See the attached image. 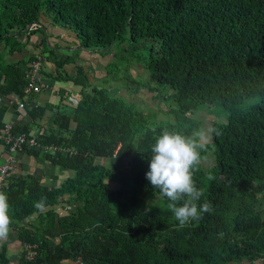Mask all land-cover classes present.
<instances>
[{"label": "trees", "instance_id": "16d2710c", "mask_svg": "<svg viewBox=\"0 0 264 264\" xmlns=\"http://www.w3.org/2000/svg\"><path fill=\"white\" fill-rule=\"evenodd\" d=\"M42 16L74 32L85 51L150 43L144 87L169 88L174 107L167 112L174 121L153 123L155 115L137 111L134 103L89 88L83 68L69 75L63 66L73 58L54 51L48 52L57 73L47 77L79 87L81 98L70 109L60 102L38 105L37 93H25L27 68L5 65L0 57V94L26 103L33 122L54 114L49 129L36 136L40 146L74 152L24 150L71 173L58 186L34 175L9 173L4 180L10 227L21 243L36 245L33 259L25 252L20 264H72L77 258L85 264H264V209L258 210L264 203V0H0V43L9 53L18 50L14 35L40 32L31 28ZM252 98L258 103L245 107ZM204 106L227 114L225 124L213 126L193 175L204 189L198 203L209 201L212 211L181 226L146 179L150 148L163 131L193 137L200 126L189 116ZM13 134L32 137L29 127L18 125ZM115 157L121 168L108 165ZM211 157L206 170L202 161ZM71 202L78 205L62 214ZM3 247L0 264H10Z\"/></svg>", "mask_w": 264, "mask_h": 264}, {"label": "crops", "instance_id": "0c3cea01", "mask_svg": "<svg viewBox=\"0 0 264 264\" xmlns=\"http://www.w3.org/2000/svg\"><path fill=\"white\" fill-rule=\"evenodd\" d=\"M41 24L34 25L31 29L40 30V32L35 33L34 35L30 33H21L14 35V38L17 43L20 44L18 50L9 53L3 43H0V57L5 65L18 63L24 69L27 68L25 72L26 75L30 69V65L37 61L39 58L42 59L40 69L37 72V80H42L43 83H49V87L44 89L42 88L41 92L37 93V104H44L45 102L51 104H60L66 109L74 108L71 104L64 103V99L69 97L72 100L79 101L80 92L79 87H76L72 83H66L69 88H65L64 82H53L47 76H55L57 73L55 57L52 56L48 51H54L63 57L73 58V63L66 64L63 66V70L69 75L74 76L77 73V68H83V72L88 76L89 81L93 83L96 79H103L108 76L110 63L114 60V53H95L90 51H85L80 48L78 39L74 32L69 29L62 28L60 26H53L49 19L41 17ZM43 52V53H42ZM35 56L36 58L31 62L29 59ZM29 60V61H28ZM95 63H100L104 69H98ZM115 64L114 62L112 63ZM129 69L135 71L139 68V65H129ZM143 68V66H141ZM102 70V71H101ZM144 71V69H143ZM142 74V73H141ZM136 78V77H134ZM28 80V79H27ZM29 82V81H28ZM64 84V86H62ZM130 84L132 88V84ZM58 85V86H57ZM99 89V88H97ZM63 90L64 95L60 101L59 91ZM123 93L127 102L131 100V95H129V87L126 88L128 92ZM149 91L147 89H142V91ZM150 92V91H149ZM140 95H145L142 92ZM15 98L7 99L0 94V126H3L7 123H12L15 127H29V132L32 137H36L42 131H47L50 126V121L53 119L54 114L51 112L48 113V116L45 121L36 120L32 121L31 118L27 115L25 110L19 111L17 108H14ZM29 101L30 98H27ZM19 100V99H18ZM20 101V100H19ZM132 103V102H129ZM26 104V103H25ZM12 157L14 164L11 166L9 175H34L42 180L43 184L46 186H58L62 180L71 175V173L61 167L53 166L48 161H45L43 157H34L29 155L27 152H17L10 154L7 152L5 145L0 143V164L6 163V160ZM56 178V180H54ZM74 202L69 204H64L66 211L62 214H67L73 211ZM61 210L62 207H57ZM36 217H32L30 222H36ZM23 243L19 241V231L11 229L6 240L0 241V252L2 251L3 246L7 253L8 260L10 264H20L24 256V249L22 246ZM257 262V261H256ZM253 263V264H256ZM260 262V261H259ZM262 263V262H261ZM246 264H249L246 262Z\"/></svg>", "mask_w": 264, "mask_h": 264}, {"label": "clouds", "instance_id": "9594fccd", "mask_svg": "<svg viewBox=\"0 0 264 264\" xmlns=\"http://www.w3.org/2000/svg\"><path fill=\"white\" fill-rule=\"evenodd\" d=\"M206 139L207 137L201 133L185 137L179 133L163 131L150 148L146 179L154 189L159 190L162 197L167 199L168 209L181 226L193 220L199 221L205 213L212 211L209 201L198 203L204 195V189L198 188L193 179L196 166L202 160L201 153L206 151ZM58 147L69 150L71 154L66 152V155H74L71 149L65 146ZM209 179L213 177L209 176ZM39 206L38 204L37 207ZM9 213L7 194L0 191V241L6 240L11 231L12 219Z\"/></svg>", "mask_w": 264, "mask_h": 264}, {"label": "rangeland", "instance_id": "374dc122", "mask_svg": "<svg viewBox=\"0 0 264 264\" xmlns=\"http://www.w3.org/2000/svg\"><path fill=\"white\" fill-rule=\"evenodd\" d=\"M117 47L114 48L112 51L116 58L112 60L110 63L112 66L110 67V71L108 72V76L103 79H96L93 83L90 81L89 88L95 87L99 89L105 90L110 96H117L123 99L125 98L123 93V89L125 92L127 87H129V95H131V100L129 102L134 103L135 109L139 112L145 113H152L155 115L153 123H168L173 122L174 118L173 115L168 114V108H173V102L171 101L168 96L171 94V91L168 87H154L151 84L152 88H156V92H149L142 89H147L144 86L149 84V73L145 69V66L148 62V56L150 51L151 44L144 41H139L136 43H130L125 41L116 45ZM115 63L114 65L112 63ZM98 69H104V67L100 63H95ZM139 65L140 67L137 68L135 71L133 69L131 72L129 69L132 67L129 65ZM143 66V68L141 67ZM144 69V71H143ZM102 71V70H101ZM142 73V74H141ZM136 77V78H134ZM132 84V88L130 87ZM58 86V85H57ZM64 86V84H62ZM70 86V85H69ZM69 86L65 83V88L68 89ZM139 86V87H137ZM143 86V87H142ZM148 90V89H147ZM145 95H140V93ZM166 98V99H165ZM164 100V101H163ZM127 101V100H126ZM258 98H252L247 100L244 104L245 107H251L258 103ZM190 120L193 121L194 124H198L200 126V130L198 133H201L207 137L206 142L211 140L213 126L215 124H225L227 122V114L221 109V107L214 106L209 108L208 106H204L200 111L196 112L193 116H189ZM211 153L212 151H208L207 154ZM209 158L207 160H203L202 164L203 167L207 170L210 168L214 163V158ZM109 166H116L121 168L122 163L120 159L117 157L112 158L109 163ZM144 193H148L147 191L143 190ZM116 194L120 199L125 198V194L123 193L122 188L116 189ZM150 194V193H149ZM78 205L77 203L73 204L71 208L74 210L75 206ZM264 209V203L258 207V210ZM250 264V263H249ZM256 264H263L261 261H257Z\"/></svg>", "mask_w": 264, "mask_h": 264}, {"label": "built area", "instance_id": "2783aa9c", "mask_svg": "<svg viewBox=\"0 0 264 264\" xmlns=\"http://www.w3.org/2000/svg\"><path fill=\"white\" fill-rule=\"evenodd\" d=\"M42 59H38L34 61L30 65V69L27 72V79L29 81V86L25 89V93L29 94L31 91L41 92L42 88L46 89L49 87V83H43L42 80H37V72L40 69ZM15 103L17 105V109L22 111L25 107V103L15 98ZM64 103L71 104L72 106L77 105V101L66 97L64 99ZM14 125L12 123L4 124L2 129L0 130V142L5 145L7 152L10 154H14L17 152L24 151L25 149L31 148H39L43 153H49L52 156H55L59 153L65 154L66 152L70 153L69 150L50 145L42 147L37 141L36 137H27L25 134H13ZM71 154V153H70ZM14 164V160L12 157L6 160V163L0 164V191L3 188L4 180L12 169L11 166ZM24 251L26 252V259H33L35 253L34 250L36 248L35 244H22ZM72 264H85L80 258H77Z\"/></svg>", "mask_w": 264, "mask_h": 264}]
</instances>
